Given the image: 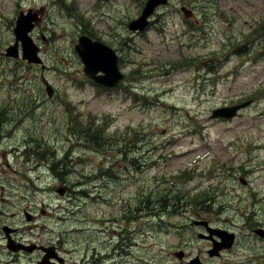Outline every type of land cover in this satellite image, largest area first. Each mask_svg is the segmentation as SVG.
Returning a JSON list of instances; mask_svg holds the SVG:
<instances>
[{"label":"rangeland","instance_id":"obj_1","mask_svg":"<svg viewBox=\"0 0 264 264\" xmlns=\"http://www.w3.org/2000/svg\"><path fill=\"white\" fill-rule=\"evenodd\" d=\"M147 1L0 0V195L64 264H264L263 238L219 256L189 226L264 227V0H170L132 30ZM43 7L44 66L5 56ZM81 34L118 53L116 88L84 72Z\"/></svg>","mask_w":264,"mask_h":264},{"label":"flooded vegetation","instance_id":"obj_2","mask_svg":"<svg viewBox=\"0 0 264 264\" xmlns=\"http://www.w3.org/2000/svg\"><path fill=\"white\" fill-rule=\"evenodd\" d=\"M44 10L45 7H43V12ZM41 17L42 15L40 16V20ZM39 23L40 21L36 24V27ZM220 153L225 162L227 155L223 150H220ZM242 177H240V180ZM243 182L246 183L244 179ZM12 197V194L0 195V264H64L65 260L60 257L59 253L61 254V252L58 247L56 250L54 246H50V243H39L31 240L30 235L32 234L28 229L32 227L18 225V212L13 210V208L17 207V201L13 200ZM23 212L27 221L35 219L27 208H24ZM204 222L206 221L193 220L189 226L204 227L205 232H199V234H201L202 238L212 243L214 255L221 256L224 250L236 249L239 234L251 238L252 247H255L257 238L264 239V227L261 224L255 228H249L248 231H244L240 229L227 230L211 224L206 225ZM182 252L179 256L184 254V251ZM36 253L37 257L35 256ZM186 258H189L187 264H205L201 254L192 255L190 253V256H186Z\"/></svg>","mask_w":264,"mask_h":264},{"label":"water","instance_id":"obj_3","mask_svg":"<svg viewBox=\"0 0 264 264\" xmlns=\"http://www.w3.org/2000/svg\"><path fill=\"white\" fill-rule=\"evenodd\" d=\"M167 2L168 0H148L146 7L140 17L130 23L131 29L137 30V28H139L140 30H143L144 28H146L149 24V17L152 15L157 6L161 4H166ZM37 17V13H32L30 11L27 14L24 12L21 14L16 26L17 41L14 45L10 46L7 49L6 54L8 56H19L20 52L18 40H21L23 46V57L27 58L31 62H42V59L38 55V46L32 41L31 37L28 35V31H30L34 26L33 20H38ZM107 50L108 49L103 44H101L100 42L93 41L90 37L86 35H82L79 39V43L76 45V51L84 63L85 73L97 81L104 82L108 85L113 86L123 77V75L120 73V70L117 66L116 57L114 63L113 61L111 62L108 57L110 50ZM103 51H105V53ZM99 71L104 72V74L97 75V72ZM44 83L46 85L49 95L51 96L53 94L52 86L46 80ZM248 104L249 102H244L242 104L230 108L219 107L213 110L212 117H234L237 114L239 108L245 107ZM58 192L60 194H63L64 190L59 189Z\"/></svg>","mask_w":264,"mask_h":264}]
</instances>
